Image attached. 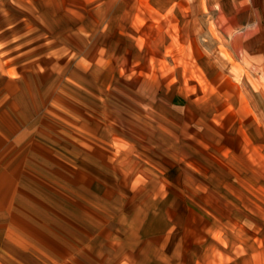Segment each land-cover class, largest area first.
<instances>
[{
  "label": "crops",
  "instance_id": "obj_1",
  "mask_svg": "<svg viewBox=\"0 0 264 264\" xmlns=\"http://www.w3.org/2000/svg\"><path fill=\"white\" fill-rule=\"evenodd\" d=\"M81 1L0 0V264H264V49L254 57L241 47L235 16L247 6L236 0H83L85 7L95 1L104 18L106 55L117 40L107 56L121 57V74L138 75L127 85L137 92L138 118L152 117L151 132L130 128L126 135L137 138L136 152L159 155L156 162L140 157L136 175L120 180L131 193L106 184L101 200H120V208L92 202L82 212L92 219L87 230L72 221L73 233L90 234L88 258L66 243L65 221L75 214L64 208L65 190L74 192L65 178L75 171L64 147L55 151L38 139L48 135L37 79L46 70L29 58L13 63L10 54L13 42L63 34L66 9L76 13ZM53 168L60 170L55 183L46 170ZM193 169L215 175L213 191L193 181L177 189V174ZM92 178L95 187L100 178ZM50 196L62 205L55 208ZM181 200L208 209L191 202L181 213Z\"/></svg>",
  "mask_w": 264,
  "mask_h": 264
},
{
  "label": "rangeland",
  "instance_id": "obj_2",
  "mask_svg": "<svg viewBox=\"0 0 264 264\" xmlns=\"http://www.w3.org/2000/svg\"><path fill=\"white\" fill-rule=\"evenodd\" d=\"M238 1L244 2L242 4L247 6L242 5L239 15L235 16L240 17L241 47L254 57L255 54L259 57L258 51L264 49V0H236V2ZM87 4L86 7L83 6L86 3L82 0L78 7L79 10L74 9L76 12L74 14L70 12L71 7L66 9V28L63 34L51 36L47 41L13 42V44L17 43L16 51L14 49L10 54V60L13 63L23 64L29 58L28 61L32 63V66L36 65L38 68L43 67L46 70L41 79L40 77L37 79L41 82L42 90L45 93L39 99L43 104L40 118L44 119L43 126L47 129L48 135L44 138L45 130H43L44 136L39 135L38 139H43L44 143L47 142L55 151L64 147L65 160L72 166L68 171H75L73 176L65 178V181L74 188V192L73 189L65 190L64 208L66 211H74L75 218H73L74 220L70 218V222L65 221L64 235L66 243L68 242L67 244L74 249L75 253L84 259L88 258V253H91L92 248L87 245L90 234L88 235L87 231L84 232L83 228L87 230L88 225L92 224L89 222H92V219L82 212L92 211V202L96 203L98 208H104L103 206L114 210L120 208L122 206L120 200L114 201L112 206L101 200L100 194L104 191L106 184L111 186L113 191L131 193L129 190L131 186L119 184L120 180L122 178L130 180L136 175L137 169L142 166L140 157L146 159L147 162H156L159 155L154 152H145V154L136 152L134 144H136L137 138L126 135V129L130 128L135 130L143 128L149 131L148 129L152 127V117L149 116L150 120L148 119V121L147 117L145 119L138 118L137 114L142 113V107H138L137 92L134 88H127V85L131 84V80L135 81L138 75L135 73L121 74L120 66L118 67L122 60L121 57L107 56L108 53L114 52L112 49L117 40L113 41L112 49H108L106 55L103 35L108 31L106 30L108 28L103 24L104 18L98 20L97 11L92 8L96 2ZM68 5L73 7L71 1ZM110 11V9L106 10L107 15ZM78 17H80V21L76 20ZM229 20L230 18L226 17L224 23L228 25ZM79 25L83 28L80 35L75 33ZM229 30L227 27L226 31ZM28 47L32 48V54ZM17 52L20 53V56H12ZM30 59L32 60L30 61ZM106 67L109 71H105ZM149 112L152 114L151 109ZM125 138L131 142H126ZM74 146H78L79 150L76 149L78 151L74 150L73 153ZM98 148H103L106 152L102 153L98 151ZM92 157L97 158L94 160ZM71 159L76 162H72ZM197 159L199 158L197 157ZM32 162L35 163V161ZM35 164L37 165V163ZM182 166H184V160ZM46 170L49 176L48 181L57 182L58 175L56 173L60 170L54 168ZM182 171L185 172L184 169ZM192 171L193 174L191 173L190 176L188 170L186 176L177 174L178 190L181 189L182 193L185 192L188 186L187 181H193L194 183L203 182L213 191L215 175L211 178L209 175H203L201 169ZM215 171H217L216 168H213L212 172L215 173ZM127 172H131L130 177H125ZM94 174L100 179L97 180L96 186L92 187ZM33 176L45 179L36 170L33 171ZM213 181L214 183H211ZM83 182L89 185H84ZM52 187L55 191L56 185L54 184ZM50 199V204L55 208L62 205L60 199L56 200L54 197L52 200V196ZM191 202L199 211L208 209L200 200ZM191 202L179 201L180 212L183 213ZM181 216L183 215L181 214ZM72 221L79 223L83 228L79 227L81 230L75 228L76 231L73 233L69 229V227H74ZM179 235L180 233H178Z\"/></svg>",
  "mask_w": 264,
  "mask_h": 264
}]
</instances>
